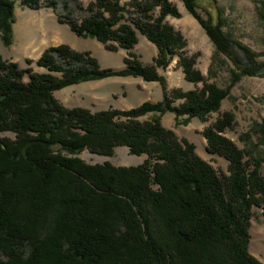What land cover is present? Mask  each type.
Instances as JSON below:
<instances>
[{
  "label": "trees",
  "instance_id": "16d2710c",
  "mask_svg": "<svg viewBox=\"0 0 264 264\" xmlns=\"http://www.w3.org/2000/svg\"><path fill=\"white\" fill-rule=\"evenodd\" d=\"M17 1L31 8L40 3L0 0L5 46L13 44ZM72 1L47 0L45 6L56 9L61 3V22L77 36L94 38L112 52L127 50L124 67H102L90 51L68 44L43 51L35 62L44 72L0 54V133L14 135H0V264H264L249 249L253 209L264 210V157L227 136L234 113L225 112L203 132L208 152L229 161L228 173L218 172L193 142L162 125L166 112L185 123L207 120L229 94L205 80L194 66L196 57L184 50L182 33L165 20L179 16L177 7L169 0H92L85 8L75 5L84 12L78 20L72 18ZM183 1L217 53L233 61V82L264 75L258 54L224 30L229 20L218 0H209L210 8L200 0ZM258 10L264 21V1ZM139 33L157 46L152 64L132 50ZM174 55L185 79L203 82L202 88L167 90L158 69H166ZM112 75L158 81L163 99L93 112L65 106L54 94ZM258 100L264 103V97ZM150 112L154 115L141 119ZM254 134L264 144V115L248 137ZM123 145L147 158L116 166L79 156L86 149L112 156Z\"/></svg>",
  "mask_w": 264,
  "mask_h": 264
},
{
  "label": "rangeland",
  "instance_id": "374dc122",
  "mask_svg": "<svg viewBox=\"0 0 264 264\" xmlns=\"http://www.w3.org/2000/svg\"><path fill=\"white\" fill-rule=\"evenodd\" d=\"M47 0H40L39 5L31 8L17 1L15 7V22L13 24L14 40L10 46H5L0 38V54L9 61L15 57H22L27 53V58H20L21 67H32L37 72L47 69L36 64V60L43 51L50 46L71 43L74 50L90 51L99 60L102 67L120 69L124 67V58L127 50L120 48L112 52L105 49L104 44L94 38L79 37L71 30L67 23L61 22V16L65 15L62 4L57 8L45 6ZM92 0H74L72 18L80 20L83 11L76 8L79 4L85 8ZM174 4L179 16L168 15L165 20L183 35L186 41L184 50L187 55L196 57L194 65L209 83L228 89V96L221 102L220 111L211 112L208 119L193 117L185 123L183 118L177 121L175 113L166 112L162 115V125L173 130L179 138H185L196 145V152L203 159L213 165L218 172L228 173L229 161L219 154H211L207 149V139L204 130L214 124L218 117L227 111L235 115V123L228 130L230 137L240 148L250 149L255 156L264 157V144L256 135L248 134L254 121H261L264 115V103L258 98L264 97V75L242 76L238 81H232V70L235 67L233 61L226 55L217 53L215 44L209 37L200 20L189 12L183 0H169ZM264 0H218L223 14L229 20L228 26H224L226 32H230L236 41L241 42L258 54L257 60L264 62V21L260 17L259 7ZM201 5L210 8L209 0H200ZM207 5V6H206ZM200 15L207 18L204 11L198 9ZM27 44V49H26ZM237 53L243 57V52L237 49ZM144 64H152L157 57V46L145 35L139 33V42L134 47ZM13 56V57H12ZM178 56L174 55L166 69H158L166 78L167 90L182 88L183 90L199 89L203 82H193L185 79L181 66L177 65ZM32 61V63H29ZM16 62V61H15ZM55 96L68 107H85L91 111L108 109L111 106L121 110L131 109L141 105L145 101L158 102L163 99V87L158 81H146L141 76H110L102 79L80 82L66 86L55 91ZM181 101L175 102L178 105ZM154 115L150 112L141 117L142 120ZM0 135L12 136L10 132ZM250 138V139H249ZM79 156L89 163L110 162L116 166H132L143 162L147 155L130 154L126 146H119L112 156L96 155L87 149ZM264 174V162H262ZM251 219V240L249 249L253 256L264 263V210L255 207Z\"/></svg>",
  "mask_w": 264,
  "mask_h": 264
},
{
  "label": "crops",
  "instance_id": "0c3cea01",
  "mask_svg": "<svg viewBox=\"0 0 264 264\" xmlns=\"http://www.w3.org/2000/svg\"><path fill=\"white\" fill-rule=\"evenodd\" d=\"M69 45L73 48V46H72L71 43H69ZM26 49H27V44H26ZM12 57H13V56H12ZM20 58H24V59H26V58H27V53H24V54L22 55V57H20ZM20 58L14 56L12 59H13L14 61H16V62H19ZM99 110H101V109H99Z\"/></svg>",
  "mask_w": 264,
  "mask_h": 264
}]
</instances>
